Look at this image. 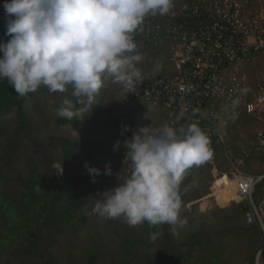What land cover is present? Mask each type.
Returning <instances> with one entry per match:
<instances>
[{"label":"rangeland","instance_id":"obj_1","mask_svg":"<svg viewBox=\"0 0 264 264\" xmlns=\"http://www.w3.org/2000/svg\"><path fill=\"white\" fill-rule=\"evenodd\" d=\"M185 3L186 0H173L172 9L164 16L172 15ZM249 3L257 8V0H249ZM252 6L250 10H253ZM9 39L6 19L1 18L0 43ZM159 50L166 63L168 50L165 46ZM263 64L262 57L257 56L243 68L247 99L252 98L264 73ZM153 69L152 66L145 67V71ZM65 95L50 93L46 87H41L22 97L30 117L41 124L43 138L48 140L44 153L37 155L39 150L31 154L21 152L12 168H6L2 162L0 146V197L17 198L26 163L32 160L49 180L73 184V192L83 203L86 222L63 223L58 228L51 222L54 218L49 216V222H33L30 228L33 235L29 236L20 233L19 222L10 225L11 206L7 208L8 212L0 209V264H44L48 260L51 264H86L92 252L96 253L94 264H251L262 236L255 226L245 224L241 215L245 204L232 201L234 196L228 179L220 177V173L229 167L221 152L216 155L214 166L203 165L195 173L185 174L181 181V219L186 220V224L177 228V234H173L168 224L152 226L145 222L132 227L123 218L101 219L92 214L96 200L101 199L103 192L115 187L118 174L122 177L126 171L125 161L119 156L120 147L113 148L119 141L115 126L117 117L125 115L138 128L150 126L155 129L165 124L164 116L157 107L142 109L139 105H129L125 100L127 96L111 79H106L94 103L81 118H74L75 124L67 120L59 123L61 118L56 112ZM13 117L14 111L6 118L7 126ZM262 131L264 120L260 116H244L236 122L231 134L233 154L238 152L235 147L238 140L248 153L240 169L263 175L255 187L254 198L264 195V151L253 144L257 133ZM51 136L65 137L77 145V160L71 164L62 163V175L51 169L54 161H60V150L54 147ZM84 160L91 163L89 167L99 168L101 174L91 175ZM105 165L110 166L112 175L104 174ZM15 214L18 216L16 211ZM75 215L78 218V214ZM157 232L160 233L158 239L150 241L149 234Z\"/></svg>","mask_w":264,"mask_h":264},{"label":"clouds","instance_id":"obj_2","mask_svg":"<svg viewBox=\"0 0 264 264\" xmlns=\"http://www.w3.org/2000/svg\"><path fill=\"white\" fill-rule=\"evenodd\" d=\"M3 7L10 39L0 43V80L21 97L41 87L66 93L56 115L73 121L94 103L106 79L126 96L134 93L144 77L133 34L147 16L169 13L173 0H4ZM123 146L125 174L96 200L92 214L123 218L132 227L168 224L177 234L186 224L180 184L189 169L212 156L208 135L197 124L139 127ZM119 147L117 141L113 148ZM62 162L51 164L60 175ZM84 166L93 176L101 174ZM104 174L112 175L109 165ZM159 235L150 233V241Z\"/></svg>","mask_w":264,"mask_h":264},{"label":"built area","instance_id":"obj_3","mask_svg":"<svg viewBox=\"0 0 264 264\" xmlns=\"http://www.w3.org/2000/svg\"><path fill=\"white\" fill-rule=\"evenodd\" d=\"M257 2L254 8L249 0H186L172 15L147 16L133 34L142 55L137 67L144 69V78L125 100L142 109L159 108L165 124L177 129L197 124L208 135L212 156L186 174L203 165L214 166L216 155L222 153L229 167L220 177L235 183L232 201L245 204L243 221L256 224L263 237L251 264H264V197L253 196L263 175L240 169L248 153L238 140V152L233 154L231 137L242 117L260 116L264 120V73L252 98L247 99L243 69L257 56L264 63V0ZM163 46L168 50L166 63L159 50ZM146 66L154 69L145 71ZM125 125L128 131H123ZM136 125L125 115L116 119L119 156L124 161L123 142L138 130ZM253 144L264 151V131L257 133ZM125 165L127 168V161Z\"/></svg>","mask_w":264,"mask_h":264},{"label":"trees","instance_id":"obj_4","mask_svg":"<svg viewBox=\"0 0 264 264\" xmlns=\"http://www.w3.org/2000/svg\"><path fill=\"white\" fill-rule=\"evenodd\" d=\"M4 0H0V19L5 18ZM24 99L15 93L14 88L6 80H0V146L2 151V162L6 168H12L17 156L21 153H44L47 138H43L44 130L41 124L33 121L27 109L23 105ZM14 111L11 123L7 126L6 118ZM59 123L65 122L60 119ZM74 124L76 120L72 121ZM116 124V121H115ZM49 138H52L49 137ZM47 139V140H46ZM59 151V160L63 164H71L77 160L75 155L76 146L69 139L56 136L52 138ZM82 159V157H80ZM84 163L91 164L89 161ZM89 166V165H88ZM91 167V166H90ZM25 172L19 183L17 198L8 199L0 197V209L8 212L12 207V215L8 216L10 225L19 222L20 233L33 235L30 229L33 222H49V216L54 218V224L60 228L63 223H85L86 213L83 211V203L72 190V183L65 181L58 184L49 180L43 172L36 167L32 160L26 163ZM14 211L18 213V216ZM75 213L78 214L76 218ZM242 215V210H241ZM255 226L256 224H251ZM263 242V237L260 245ZM96 253L92 252L86 264H94ZM252 263V261L250 262ZM44 264H51L46 261Z\"/></svg>","mask_w":264,"mask_h":264},{"label":"bare ground","instance_id":"obj_5","mask_svg":"<svg viewBox=\"0 0 264 264\" xmlns=\"http://www.w3.org/2000/svg\"><path fill=\"white\" fill-rule=\"evenodd\" d=\"M228 179V182H229V187L231 189V193L232 195L234 196V187H235V183L233 181H231L228 177H226ZM234 199H235V196H234ZM218 203V202H217Z\"/></svg>","mask_w":264,"mask_h":264},{"label":"crops","instance_id":"obj_6","mask_svg":"<svg viewBox=\"0 0 264 264\" xmlns=\"http://www.w3.org/2000/svg\"><path fill=\"white\" fill-rule=\"evenodd\" d=\"M140 70H141V71H144L143 68H140ZM223 194H224V193H223ZM218 196H223V195H218ZM262 196L264 197V195H261V196L256 197L255 199H260ZM258 230H259V229H258ZM259 232H260V231H259ZM261 236H262V235H261Z\"/></svg>","mask_w":264,"mask_h":264}]
</instances>
